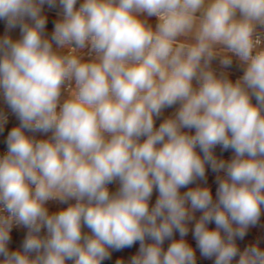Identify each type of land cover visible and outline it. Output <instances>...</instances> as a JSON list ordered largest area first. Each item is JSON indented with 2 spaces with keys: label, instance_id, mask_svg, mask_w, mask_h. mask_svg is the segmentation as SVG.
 Masks as SVG:
<instances>
[{
  "label": "clouds",
  "instance_id": "9594fccd",
  "mask_svg": "<svg viewBox=\"0 0 264 264\" xmlns=\"http://www.w3.org/2000/svg\"><path fill=\"white\" fill-rule=\"evenodd\" d=\"M0 21V264H264V237L241 247L264 0H0Z\"/></svg>",
  "mask_w": 264,
  "mask_h": 264
},
{
  "label": "crops",
  "instance_id": "0c3cea01",
  "mask_svg": "<svg viewBox=\"0 0 264 264\" xmlns=\"http://www.w3.org/2000/svg\"><path fill=\"white\" fill-rule=\"evenodd\" d=\"M49 29H51V25H49ZM3 32H4V22L0 21V35H2ZM17 35H18V29L13 31V36H17ZM232 71L235 72V69H233ZM233 78H235V76ZM0 107H3V105H0ZM172 111H174V108L173 109H166L165 110V115H169ZM158 124H159V121H157V125ZM10 128L11 127L6 128V131L2 135L1 140H3V138L7 135V130L10 129ZM217 154L220 155L219 149H217ZM223 156L225 158H227L228 156H230V152L223 153ZM213 180H214V173H212L209 170V172H208V182H209V184H212L213 192H214L215 191V185L213 184ZM110 188H112L114 190L115 189V185H110ZM154 199H155V194H154L153 200ZM197 215H199V214H197ZM257 237H264V218H262L261 225H258L257 228L251 230L249 236L246 237L245 241L241 244V247H243L244 244H246L248 241L254 240ZM177 238H179V237L177 236ZM187 239L189 240V242L193 246H195V241L192 240L191 235H189L187 237ZM17 243H18V240H17ZM13 246H15V244ZM261 246L264 247V242H262ZM133 251H135V249H133V250H125L124 252H121V253H113V260L110 261V262H106V264H114L115 259L119 258L121 256L127 258V256ZM197 255L199 256V253H197ZM198 264H212V262L209 261V260L198 259Z\"/></svg>",
  "mask_w": 264,
  "mask_h": 264
},
{
  "label": "built area",
  "instance_id": "2783aa9c",
  "mask_svg": "<svg viewBox=\"0 0 264 264\" xmlns=\"http://www.w3.org/2000/svg\"><path fill=\"white\" fill-rule=\"evenodd\" d=\"M16 123H18V121H16V119L10 115V123L7 125V128L14 126ZM1 137L2 135H0V151H3L5 147L3 144V140L6 138V136L3 138V140H1ZM14 237H15V234H14Z\"/></svg>",
  "mask_w": 264,
  "mask_h": 264
}]
</instances>
